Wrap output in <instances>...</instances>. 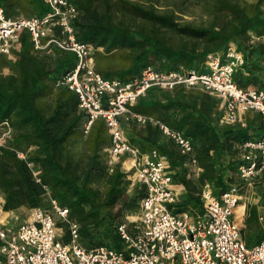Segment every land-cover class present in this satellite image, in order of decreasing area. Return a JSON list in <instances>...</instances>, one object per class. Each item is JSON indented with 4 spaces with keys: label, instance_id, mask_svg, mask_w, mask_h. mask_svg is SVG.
I'll return each instance as SVG.
<instances>
[{
    "label": "trees",
    "instance_id": "16d2710c",
    "mask_svg": "<svg viewBox=\"0 0 264 264\" xmlns=\"http://www.w3.org/2000/svg\"><path fill=\"white\" fill-rule=\"evenodd\" d=\"M70 1L79 11L74 22L77 39L102 49L95 54V67L104 78L128 82L147 67L162 72L183 67L201 73L209 55L223 53L234 43L245 52L247 61L235 73V82L243 88L264 89V48L250 45L252 34L264 36V0L251 4L206 0L204 11L208 20L200 24L183 20L174 10L160 12L154 4L132 0ZM0 5L8 17L27 13L26 8H36V15L47 11L42 0H0ZM20 41L14 60L0 55V125L7 122L13 131L12 140L0 146V194L5 213L2 219L9 212L40 206L47 187L51 196L69 209L86 248L107 244L122 251L124 244L118 225L126 214L136 212L145 190L136 184L133 195L127 196L130 175L119 165L112 173L107 171L103 150L110 140L101 122H96L85 137L86 160L77 159L71 151V141L84 136V114L78 109L77 96L64 88L56 89L55 83L74 69L75 55L61 50H55L51 56L36 52L25 32ZM253 55L258 56L257 60H251ZM48 98H52L50 104L44 102ZM218 103L207 93L178 86L168 92L151 89L132 108L135 113L183 131L192 140L195 157L203 170L197 179L188 176L186 158L177 147L170 141L160 142L156 127L130 125L132 145L142 153L156 149L165 155L174 184L185 188L176 213H202L199 193L206 183L212 184L216 196L233 184L242 188L241 193L245 187L238 177L242 164L238 145L262 136L264 120L259 114L249 113L245 126L219 127ZM17 152L27 153V161L39 168L41 183L35 182ZM255 186L264 198V176ZM234 214L235 220L248 217L242 201ZM245 231L242 229L248 247L264 240L258 218L257 225L248 223ZM63 242H69L67 233Z\"/></svg>",
    "mask_w": 264,
    "mask_h": 264
},
{
    "label": "built area",
    "instance_id": "2783aa9c",
    "mask_svg": "<svg viewBox=\"0 0 264 264\" xmlns=\"http://www.w3.org/2000/svg\"><path fill=\"white\" fill-rule=\"evenodd\" d=\"M42 1L47 11L29 17H8L0 5V55L14 60L24 32L36 52L48 56L55 50L73 53L74 69L59 78L55 88H64L77 96L78 109L84 114L81 132L85 137L96 122L105 126L110 140L103 150L107 171L112 173L119 165L130 180L133 177L144 188L145 195L135 219L127 216L118 225L124 248L116 251L107 244L86 248L69 209L44 187L42 204L29 209L27 221L11 224L7 218L0 220V264H264V240L248 247L241 227L235 223L234 209L242 201L239 185L233 184L216 196L212 184L206 183L199 193L202 213H176L180 198L168 158L156 149L142 153L125 131L131 124L156 127L186 158L188 176L197 179L203 170L195 157L192 140L183 131L135 113L132 108L151 89L168 92L183 86L218 100L219 127L245 126L249 113L259 114L264 120V89L243 88L234 80L237 70L247 63L245 52L230 43L223 53L207 57L205 71L201 73L183 67L172 72L147 67L128 82L107 79L95 67V54L102 49L77 39L76 6L70 0ZM250 45L264 48V36L252 34ZM0 128V146H5L12 140L13 131L7 122ZM238 149L242 161L238 177L244 188H253L264 176V134L242 142ZM17 156L27 163L35 182L41 183L39 168L27 161V153L17 152ZM258 223L264 230V213L259 215ZM66 233L67 244L63 242Z\"/></svg>",
    "mask_w": 264,
    "mask_h": 264
},
{
    "label": "rangeland",
    "instance_id": "374dc122",
    "mask_svg": "<svg viewBox=\"0 0 264 264\" xmlns=\"http://www.w3.org/2000/svg\"><path fill=\"white\" fill-rule=\"evenodd\" d=\"M135 2H139L144 5L154 4L156 8L160 11H169L174 10L176 14L180 16L183 20L193 22L195 24H200L206 20H208L205 11L204 4L206 0H132ZM242 4H251L255 3L257 0H237ZM27 13L21 12L18 16H33L38 13L36 8H26ZM180 12H183L180 13ZM7 73V70H5ZM45 103H51L52 98H48L44 100ZM252 116V115H251ZM3 132V129L0 128V136ZM70 149L75 155L77 159L86 160L88 157L87 144L85 142V136H77L70 143ZM101 190H104L101 184H98ZM136 186V181L131 177V185L128 188L127 196H131L134 193V188ZM242 203L246 204V209L248 211V217L243 221L241 228L245 231L246 224H254L257 225V218L261 213L264 212V198H262V194L259 192L258 188L254 185L253 188H243L242 190ZM2 199L3 196L0 194V220H4L7 218V222L11 224H21L27 221L29 217V209L21 208L13 213H9L10 215L2 219L5 214L2 210ZM256 208V211L253 209ZM2 210V211H1ZM138 210V209H137ZM137 210L134 213L126 214V217H130V220L135 219L137 215ZM125 217V220H126ZM254 228V227H253ZM254 230V229H250Z\"/></svg>",
    "mask_w": 264,
    "mask_h": 264
},
{
    "label": "crops",
    "instance_id": "0c3cea01",
    "mask_svg": "<svg viewBox=\"0 0 264 264\" xmlns=\"http://www.w3.org/2000/svg\"><path fill=\"white\" fill-rule=\"evenodd\" d=\"M257 55H253L251 56V60L254 61V60H257ZM251 114H255V113H251ZM139 127V126H138ZM125 131H126V134L128 136V138L130 139V137L133 135L132 131H131V128L130 126L126 127L125 128ZM168 140L163 138L161 135H160V142L161 143H164V142H167ZM174 188L176 190V192L179 194V198H181V196L185 193V188L183 186H180V185H176L174 184ZM243 199V198H242ZM4 203V200L2 199V205ZM245 206V210L246 212L248 213L247 209H246V204H244ZM13 213V212H12ZM264 213V212H263ZM249 214V213H248ZM262 214V213H261ZM259 216V215H258ZM236 222L241 226L242 223H243V219H237Z\"/></svg>",
    "mask_w": 264,
    "mask_h": 264
},
{
    "label": "bare ground",
    "instance_id": "6f19581e",
    "mask_svg": "<svg viewBox=\"0 0 264 264\" xmlns=\"http://www.w3.org/2000/svg\"><path fill=\"white\" fill-rule=\"evenodd\" d=\"M235 223H236L238 226H240V225L236 222V220H235Z\"/></svg>",
    "mask_w": 264,
    "mask_h": 264
}]
</instances>
